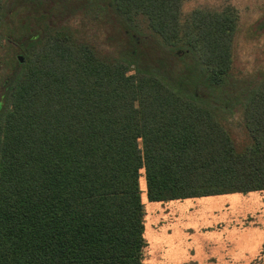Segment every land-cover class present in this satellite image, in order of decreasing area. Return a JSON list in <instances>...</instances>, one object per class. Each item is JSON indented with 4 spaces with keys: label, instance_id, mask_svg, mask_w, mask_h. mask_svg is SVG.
Returning a JSON list of instances; mask_svg holds the SVG:
<instances>
[{
    "label": "trees",
    "instance_id": "trees-1",
    "mask_svg": "<svg viewBox=\"0 0 264 264\" xmlns=\"http://www.w3.org/2000/svg\"><path fill=\"white\" fill-rule=\"evenodd\" d=\"M82 1L0 0V264H145L142 177L151 203L264 191V48L237 65L264 9L240 25L230 5Z\"/></svg>",
    "mask_w": 264,
    "mask_h": 264
},
{
    "label": "rangeland",
    "instance_id": "rangeland-1",
    "mask_svg": "<svg viewBox=\"0 0 264 264\" xmlns=\"http://www.w3.org/2000/svg\"><path fill=\"white\" fill-rule=\"evenodd\" d=\"M14 1L7 0L8 12L15 6ZM71 1L75 6L83 3L82 0ZM227 5L238 10L240 25H244L261 14L264 0H190L185 3L184 11L204 7L217 9ZM22 11L25 13L24 9ZM21 16L17 19H22ZM104 20L106 24L97 35L101 37L104 49L117 55L121 48L115 42V27L111 18ZM118 38L124 43L122 36ZM263 46L264 41L246 46L247 50L241 55L242 62L246 63L240 64L238 59V67L241 70L258 67ZM143 49L148 61L162 59L167 65L166 54L153 39ZM244 81L233 79L231 89H226L228 96L242 93L249 85ZM240 122L238 115L230 122V129L234 138L244 142L247 133ZM140 188L147 209L145 264H264V191L151 203L146 196L143 177Z\"/></svg>",
    "mask_w": 264,
    "mask_h": 264
},
{
    "label": "water",
    "instance_id": "water-1",
    "mask_svg": "<svg viewBox=\"0 0 264 264\" xmlns=\"http://www.w3.org/2000/svg\"><path fill=\"white\" fill-rule=\"evenodd\" d=\"M19 61L21 62V63H23V58L20 56L19 57ZM0 109H1V105H0Z\"/></svg>",
    "mask_w": 264,
    "mask_h": 264
}]
</instances>
